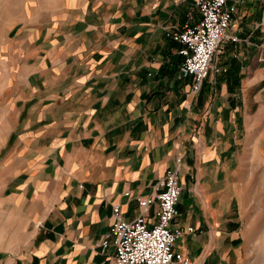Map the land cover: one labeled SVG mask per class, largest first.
Here are the masks:
<instances>
[{
    "label": "crops",
    "instance_id": "crops-1",
    "mask_svg": "<svg viewBox=\"0 0 264 264\" xmlns=\"http://www.w3.org/2000/svg\"><path fill=\"white\" fill-rule=\"evenodd\" d=\"M195 1H44L0 40V264H109L115 247L93 244L114 206L139 218L178 160L170 226L195 233L175 249L246 264L250 188L264 178V0H229L238 41L198 94L168 35L200 21Z\"/></svg>",
    "mask_w": 264,
    "mask_h": 264
},
{
    "label": "built area",
    "instance_id": "built-area-1",
    "mask_svg": "<svg viewBox=\"0 0 264 264\" xmlns=\"http://www.w3.org/2000/svg\"><path fill=\"white\" fill-rule=\"evenodd\" d=\"M195 7L200 12V21L196 25L186 23L180 32L168 35L181 45L178 52L183 59L180 71L192 78L193 93L198 94L222 44L227 40L237 42L238 37L229 34L233 21L229 0H196ZM179 165L180 160L158 179L154 197L139 199L141 212L136 220L122 221L120 206H114L115 222L102 240L93 244L95 249H108L111 244L115 247L109 264H197L175 249L177 241L186 233L194 234L195 229L190 227L184 231L170 226L178 215L182 193ZM154 204L158 209L156 222L151 224L147 214Z\"/></svg>",
    "mask_w": 264,
    "mask_h": 264
},
{
    "label": "rangeland",
    "instance_id": "rangeland-1",
    "mask_svg": "<svg viewBox=\"0 0 264 264\" xmlns=\"http://www.w3.org/2000/svg\"><path fill=\"white\" fill-rule=\"evenodd\" d=\"M44 1L52 0H0V40L9 34L12 25L24 21L28 7ZM222 52L223 48L217 56ZM262 181L255 179V186L250 188V193L254 191L257 199L255 203L251 202L247 214L246 264H264V178Z\"/></svg>",
    "mask_w": 264,
    "mask_h": 264
}]
</instances>
